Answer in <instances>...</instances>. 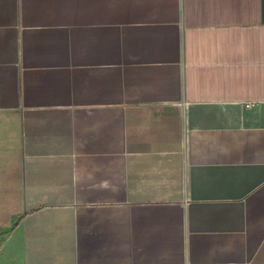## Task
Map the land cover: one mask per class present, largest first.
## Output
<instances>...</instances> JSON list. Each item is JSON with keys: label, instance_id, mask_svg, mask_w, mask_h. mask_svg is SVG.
I'll return each instance as SVG.
<instances>
[{"label": "crops", "instance_id": "obj_1", "mask_svg": "<svg viewBox=\"0 0 264 264\" xmlns=\"http://www.w3.org/2000/svg\"><path fill=\"white\" fill-rule=\"evenodd\" d=\"M0 264H264V0H0Z\"/></svg>", "mask_w": 264, "mask_h": 264}]
</instances>
